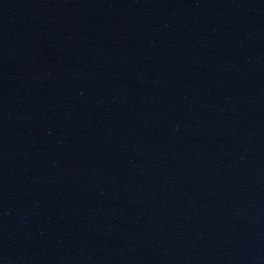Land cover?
<instances>
[{
  "label": "water",
  "instance_id": "1",
  "mask_svg": "<svg viewBox=\"0 0 264 264\" xmlns=\"http://www.w3.org/2000/svg\"><path fill=\"white\" fill-rule=\"evenodd\" d=\"M0 264H264V0H0Z\"/></svg>",
  "mask_w": 264,
  "mask_h": 264
}]
</instances>
